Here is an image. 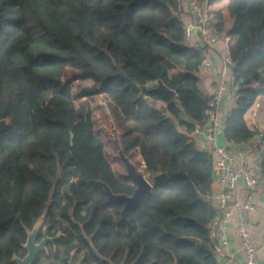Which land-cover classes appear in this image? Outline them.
<instances>
[{
  "label": "trees",
  "instance_id": "obj_1",
  "mask_svg": "<svg viewBox=\"0 0 264 264\" xmlns=\"http://www.w3.org/2000/svg\"><path fill=\"white\" fill-rule=\"evenodd\" d=\"M184 6L0 0V119L11 120L0 135V264L26 255L28 229L45 212L49 234L65 232L46 254L55 261L78 248L88 264H220L210 229L219 212L209 198L213 156L193 135L213 95L202 84V52L185 40ZM227 7L240 85L225 132L243 142L258 133L245 113L264 99V82L243 83L257 71L264 76V0H229ZM218 18L225 28L221 11ZM159 80L176 91L173 99L154 88ZM102 93L119 151L151 178L174 172L154 181L122 222L125 202L110 200L101 182L127 194L136 185L113 166L94 105L83 99Z\"/></svg>",
  "mask_w": 264,
  "mask_h": 264
},
{
  "label": "built area",
  "instance_id": "obj_2",
  "mask_svg": "<svg viewBox=\"0 0 264 264\" xmlns=\"http://www.w3.org/2000/svg\"><path fill=\"white\" fill-rule=\"evenodd\" d=\"M218 2L219 0H187V8L184 6V28L186 42L201 51L204 56L199 69L201 76H208L214 69L219 73L217 86L207 107L206 121L195 126L193 135L209 145L213 156L212 177L218 188L211 191L209 198L219 212L210 223L211 238L219 263L226 264V260L221 257L231 254L229 249L232 241L229 238V230L235 223V209L260 213L255 190L259 185V173L255 166L238 167L236 158L238 155L244 156V151H237L236 148L219 141L221 134L225 133L227 120L231 115V112L226 111L224 103L229 100L231 94L237 96L240 83L235 81V61L230 53V47L236 37L214 24ZM221 44L225 46L224 51L218 48ZM254 114H257V111ZM139 170L152 180L146 173L144 164ZM241 182L245 183L246 189L241 188ZM236 228L241 238L240 248L245 264H261L260 247L251 233L249 222L242 219ZM262 240L264 244V231Z\"/></svg>",
  "mask_w": 264,
  "mask_h": 264
},
{
  "label": "crops",
  "instance_id": "obj_3",
  "mask_svg": "<svg viewBox=\"0 0 264 264\" xmlns=\"http://www.w3.org/2000/svg\"><path fill=\"white\" fill-rule=\"evenodd\" d=\"M223 1V0H222ZM228 2L225 3L224 6L220 7L218 9V12L221 11L222 13V22L225 25V28L221 30H228L232 28L234 24V19L231 17L229 11H228ZM219 3V2H218ZM184 5L187 8V0H184ZM218 12H217V20L220 22V19L218 18ZM217 22V23H218ZM216 23V25H217ZM218 27V26H217ZM219 50L224 51L225 46L219 45ZM218 77L219 73L217 69H214L208 76H201L202 84L204 85L205 90L213 95L215 88L218 83ZM236 103V96L235 94H231L229 97V100L224 103L225 109L228 112L233 111ZM259 104V106L257 105ZM257 111V114H254V112ZM245 119L247 121L248 126L251 129L258 130V133L249 141H243V142H234L227 138L226 132L221 134L220 136V143L221 144H228L234 148H236L237 151H244V156L238 155L236 158V165L238 167L242 166H255L257 167V171L259 173V185L256 187V202L258 204V208L260 210V213L252 212H244L240 209H235L234 211V221L235 223L231 226L229 230V238L232 241L231 248L229 249L228 255L222 256V260H226V264H245L244 255L240 248L241 244V238L237 231V223H239L240 220L245 219L249 222L251 233L257 242V244L260 247V255L262 256V259H264V244L262 240V233L264 231V170L262 169L261 161L264 158V99L258 98L256 102L247 110L245 113ZM198 139V144L201 148L207 149L209 151V145L205 142H203L202 139ZM241 188L246 189L245 183H240ZM217 187L215 183H212V190L214 191ZM211 190V191H212ZM53 248V247H52ZM83 252H79L78 256H81ZM46 258V257H45ZM50 256H47V261L43 264H53V262H56L54 259H49ZM88 264V263H84Z\"/></svg>",
  "mask_w": 264,
  "mask_h": 264
},
{
  "label": "water",
  "instance_id": "obj_4",
  "mask_svg": "<svg viewBox=\"0 0 264 264\" xmlns=\"http://www.w3.org/2000/svg\"><path fill=\"white\" fill-rule=\"evenodd\" d=\"M253 80H260L261 82H264V76H262L261 73L257 71L252 77L245 79L243 83L247 84ZM85 88L92 92L99 91L100 89V87L97 85L85 86ZM154 88L161 91L164 98L167 100H171L177 95L176 91L170 88L162 80H159L154 85ZM10 123L11 120L9 117L0 119V135L8 128ZM120 155L127 166V173L125 174L126 177H129L136 185L133 194L116 193L107 183L105 182H101V183L104 185L110 200L125 202V206L122 211L123 216L119 221L122 222L124 220H127V211L129 208L132 207L141 208L143 196L145 193L151 192L153 190L154 181L165 179L170 175H172L174 172L173 171L162 172L155 175L153 180H150L149 178L146 177V175L142 171L139 170L136 164L129 157L125 155L123 150H120ZM203 192L205 193L204 190ZM46 216L47 213L46 212L43 213L36 221L34 227L28 229V238L23 243V246L27 249V253L24 256H20L17 253L14 254L13 260L17 264H39L38 257L40 253L50 252V248L48 246L49 242H52L54 244V248L57 249L58 247L57 239H59L61 232L58 233L57 235L49 234V224H45ZM42 230L44 234L43 238L41 240H38L40 232ZM191 238L197 241V243H201V240L199 238L196 237H191ZM204 245H206V243H204ZM84 263H85V256H82L78 261L77 249H74L69 264H84ZM261 264H264V259H262Z\"/></svg>",
  "mask_w": 264,
  "mask_h": 264
},
{
  "label": "rangeland",
  "instance_id": "obj_5",
  "mask_svg": "<svg viewBox=\"0 0 264 264\" xmlns=\"http://www.w3.org/2000/svg\"><path fill=\"white\" fill-rule=\"evenodd\" d=\"M228 0H219V3L216 4L217 9L224 6ZM218 20L214 21L216 24ZM71 72V71H70ZM83 85L92 86V82L90 80L81 81ZM80 82V83H81ZM79 81L76 82V86ZM83 99H91L95 111V117L97 120V130L101 133L103 138L106 141V150L109 158L111 159L113 166L118 171L119 174L127 173V168L123 164V160L121 159L120 151L118 145H116L115 139L118 137L119 133L116 132V124L114 119L110 114V110L108 109L107 104V96L105 94H95L92 96L84 97ZM103 104V105H102ZM143 172V171H142ZM153 179V178H152Z\"/></svg>",
  "mask_w": 264,
  "mask_h": 264
},
{
  "label": "flooded vegetation",
  "instance_id": "obj_6",
  "mask_svg": "<svg viewBox=\"0 0 264 264\" xmlns=\"http://www.w3.org/2000/svg\"><path fill=\"white\" fill-rule=\"evenodd\" d=\"M61 232V233H60ZM43 234V230L40 232V234ZM58 233H60V237H59V239H57V243L59 242V240L62 238V237H64L65 236V232L64 231H62V230H57V231H55L53 234H51V235H57ZM44 235V234H43ZM40 236V235H39ZM43 238V236L40 238H38V240H41ZM48 246H49V248H50V250L52 249V247H53V249L54 250H57V249H55L54 248V244L52 243V242H49L48 243ZM74 249H77V260L79 261L80 260V258L82 257V256H85V254L84 253H82L81 254V256H78V254H79V250H78V248H73L72 250H71V252H70V255L67 257V258H64L63 257V259L62 258H56V262H53V264H69V261H70V259H71V256H72V252H73V250ZM46 254H50V252L49 253H47V252H41L40 253V256H41V258L42 259H40V261H38V263L39 264H43V262L45 263V261H47V256H46ZM46 257V258H45ZM50 260L51 259H54V257H52V256H50V258H49Z\"/></svg>",
  "mask_w": 264,
  "mask_h": 264
},
{
  "label": "clouds",
  "instance_id": "obj_7",
  "mask_svg": "<svg viewBox=\"0 0 264 264\" xmlns=\"http://www.w3.org/2000/svg\"><path fill=\"white\" fill-rule=\"evenodd\" d=\"M153 180V179H152Z\"/></svg>",
  "mask_w": 264,
  "mask_h": 264
}]
</instances>
